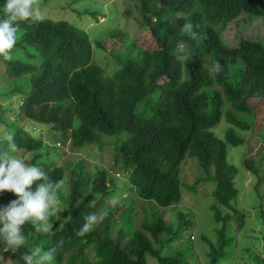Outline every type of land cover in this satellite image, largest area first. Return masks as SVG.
<instances>
[{"label":"trees","instance_id":"obj_1","mask_svg":"<svg viewBox=\"0 0 264 264\" xmlns=\"http://www.w3.org/2000/svg\"><path fill=\"white\" fill-rule=\"evenodd\" d=\"M133 3L159 47H139L138 56H129L110 73L96 62L84 29L67 20L46 17L14 22L18 35L15 45L35 50L39 56L37 63L30 58L4 60L7 78L30 77L17 121L24 116L34 126L44 125L47 132L58 134V142L70 141L72 151L90 144L101 146L99 133L125 132L126 137L116 145L112 165L121 164L133 192L151 202L138 205L136 211L129 197L126 207L124 198L118 196L115 206L107 204L104 200L114 197L115 178L105 170L83 175L75 166L66 183L68 216L60 227L40 233L32 222L25 223L21 231L26 245L16 254L6 251V242L0 238V255L16 264H25L23 255L35 248L43 254L53 247L54 258L44 264H147L151 257L160 264H179L183 251L160 254V244L178 236L156 214L154 206L169 207L181 200L179 173L186 156L195 157L205 174L196 182L213 181L211 195L216 202L228 211L240 212L231 204L237 194V168L228 160V147L242 145L244 138L236 129L247 131L255 122L249 99H264V45L242 33L264 19V0ZM4 18L6 13L0 5V20ZM238 19L242 27L236 32L240 33L225 42L221 31ZM189 23L190 31L185 28ZM215 62L220 63L221 71L216 72ZM17 91L21 92L20 87ZM222 120L228 126L223 137H218L214 129ZM32 132L24 126L14 128L11 135L16 150L9 148L7 140L0 153L22 157L25 164L41 167L52 182L61 184L63 167L47 160L48 154L40 152L42 136ZM29 152L33 156L23 158ZM245 165L256 170L252 159ZM42 182L34 181L30 190L35 191ZM56 192L59 200L58 189ZM16 199L12 192H0V207ZM211 208L216 222H221L217 242L210 243L208 253L210 264H217L231 241L227 232L233 216L215 205ZM102 211L100 224L93 225L84 236L75 234L74 229L85 223V215ZM127 213L131 220L123 222ZM140 213L137 228L126 239L129 230L124 225H134Z\"/></svg>","mask_w":264,"mask_h":264},{"label":"rangeland","instance_id":"obj_2","mask_svg":"<svg viewBox=\"0 0 264 264\" xmlns=\"http://www.w3.org/2000/svg\"><path fill=\"white\" fill-rule=\"evenodd\" d=\"M5 4L6 0H0L4 10ZM37 6L43 17L67 20L84 29L92 43L96 62L108 73L114 71L118 63H122L129 56H138L142 48L159 47V42L142 23V12L140 9H135L133 0H36L33 7ZM235 21L221 31L225 42H229L235 34L240 33L236 32L242 27L237 21H242L239 19ZM242 33L245 36L247 33L250 34L264 45V19L256 21ZM11 56L23 61L30 58L32 63H37L39 57L35 50L17 45L11 50ZM4 60L5 58L0 56V147L7 142L6 137L14 128L24 126L26 129H32L35 135L42 136L44 144L40 152L48 154L47 160L55 162L65 171V177L58 188L59 210L52 214L54 223L51 217H48V222L52 225L50 231H53L54 227H60L68 216L64 204L67 198L66 183L72 175L71 169L75 166L76 171H82L83 175H93L98 170H105L107 175L115 178L114 196L124 198L125 207L130 202L128 197L134 203V211L138 209V205L151 204L139 198L130 188L122 165L116 164L114 167L112 165L116 145L126 137L125 132L112 135L99 133L98 141L102 143L101 146L90 144L81 150L72 151L70 141L58 142V134L53 131L47 132L44 125L34 126L28 123L24 116L17 121L16 113L29 90L30 77L23 75L18 78H7ZM18 87L21 92L17 91ZM10 92L12 95H8ZM248 102L253 107L255 122L247 131L236 129L237 134L244 138L242 145L228 147V160L237 168L234 178L237 194L231 199V204L240 212L228 211L225 206L216 202L211 195L213 181L196 182L205 174L195 157L186 156L179 173V179L183 184L181 200L169 207L154 206L156 214L171 225L172 232H176L178 236L169 243L160 244L162 256L183 251L179 264H210L209 245L217 242V229L221 226V222H216L214 210L211 208L215 205L222 213L230 212L233 216L227 232V237L231 238V241L217 264H264V99L250 98ZM227 126L228 124L222 120L214 129L215 134L223 137ZM21 153L17 154L22 156ZM32 156L33 154L29 152L23 155V158L28 159ZM15 158L22 159L18 156ZM248 159L253 160L255 171L251 170V166L245 165ZM193 185L195 189L192 188ZM104 201L107 204L111 203V199ZM103 214L102 211L97 215L102 217ZM127 216L123 222L131 218ZM140 219L141 213L136 216L134 225H124V228L129 230L125 233L126 239L130 237L131 231L137 228ZM188 220L189 223H186ZM100 223L101 219L95 225ZM172 232L170 236L173 235ZM0 264H16V262L5 255H0ZM147 264L160 263L156 258L151 257L148 258Z\"/></svg>","mask_w":264,"mask_h":264},{"label":"clouds","instance_id":"obj_3","mask_svg":"<svg viewBox=\"0 0 264 264\" xmlns=\"http://www.w3.org/2000/svg\"><path fill=\"white\" fill-rule=\"evenodd\" d=\"M36 0H6V18L0 20V56L6 60H11V50L16 44V26L14 22L19 20H29L34 17V21L44 19L39 6L33 7ZM185 28L191 30V23ZM192 34V33H191ZM195 36L194 34H192ZM216 72L221 71L219 62H215ZM9 148L16 150V144L11 134L7 137ZM36 180H42L35 191L30 187ZM59 183L52 182L41 167L27 165L23 160L10 157L8 152L0 153V192H12L18 199L12 200L8 205L0 207V238L6 242V251L13 254L19 253L22 246L26 245L25 236L22 234V226L27 222H32L37 232L48 233L52 225L48 222V217L59 210V201L56 189ZM117 197L111 198V204L115 206ZM95 213L84 216L85 223L79 229H74L77 236H84L98 223L99 219ZM56 254L53 247L41 254L39 248L33 249L30 254L23 255L25 264H44L51 260Z\"/></svg>","mask_w":264,"mask_h":264}]
</instances>
